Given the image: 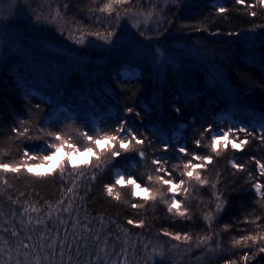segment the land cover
Returning <instances> with one entry per match:
<instances>
[{"label": "trees", "instance_id": "16d2710c", "mask_svg": "<svg viewBox=\"0 0 264 264\" xmlns=\"http://www.w3.org/2000/svg\"><path fill=\"white\" fill-rule=\"evenodd\" d=\"M214 1L134 0L124 6L144 15L151 11V20L145 22L144 15L122 13L117 20L113 14L109 21L89 11L102 6L105 0H0V16H4L0 17V150L6 153L0 159H19L25 149L44 145V140L15 137L11 129L21 119L30 122L34 130L31 135H39L40 128L69 137H75L77 130L104 135L113 133L125 109L133 107L140 116L133 114L132 119L137 126L143 124L140 132L150 138L151 146L145 144L144 159L138 155L135 159L118 158L113 165L118 162L121 171L134 173L141 188H156L159 185L148 181L149 175H156L152 158L161 155L157 137L152 135L156 129L169 138L179 132L172 144L186 143L190 153L214 156L209 147L210 134H204L199 147L194 140L201 139L204 128H214L218 114L227 112L239 127L259 125L264 117V6L247 7L256 0H245L244 5L219 0V6L228 9L221 14L216 11L219 6L211 5ZM49 4L64 14L63 31L58 25L35 19L41 8L47 15ZM252 11L255 16L249 14ZM98 16L102 22H97ZM137 22L138 27H133ZM78 25L90 31H112L114 35L109 42L88 36L84 44H76L71 37L79 35L75 31ZM176 44L184 45L193 56L168 61L155 75L153 56L167 54ZM131 62L138 63L139 75L122 76ZM208 66L222 74L223 85L216 79L212 82ZM175 107L180 109L179 115ZM108 146L105 138L97 141L94 151H76L90 154L80 166L95 161L96 153ZM67 147L68 143L52 150L55 154L62 152L60 161H69L74 153L66 152ZM167 156L166 167L173 178L187 179L181 176L182 165L191 155L178 158V153L170 149ZM234 158L245 165L244 171L231 167L229 160ZM256 160L264 163V143L258 140L243 151L229 148L214 156L213 163L201 171L209 183L201 186L192 181L187 198L183 193L176 197L187 209L184 217L168 213L167 205L160 200L145 202L133 196V188L125 184L116 186L119 199L115 194L109 197L104 186L114 183L113 165L101 171L86 168L87 176L77 180L78 187L69 194L67 189L73 187L75 177L67 172L61 176L57 165L38 178L31 168L46 163H30L27 172L19 176L8 173L0 180V237L7 241L0 264L26 263L21 258L15 262V251L22 256L23 243L19 239L25 238L30 228L42 229L45 237L38 244L44 248L47 239L58 232L55 223L64 213L62 209L72 201L69 212L79 218L83 238L92 236L107 252L100 260L97 246L86 242L83 249L82 240L77 246L81 255L75 253L70 264H114L112 260L119 254L134 261L141 256L144 244L177 251L183 256V264H224L225 260L244 264L240 259L243 253L256 249L233 247V239L264 234V199L252 189L255 182L264 184ZM174 164L179 165L176 170ZM67 168L70 172L72 164ZM93 172L95 180L91 179ZM217 181L213 189L211 184ZM214 192L222 197V212L216 211ZM61 199L63 205H57ZM165 199L170 200L171 194ZM133 203L144 207L134 209ZM33 207L38 210L32 211ZM206 215L212 216L211 221L204 219ZM129 219L143 221L144 226L129 225ZM162 229L187 233L192 239L189 243L177 242L163 236ZM13 231L19 234L12 237ZM200 237L210 239L197 247ZM248 264H264V253Z\"/></svg>", "mask_w": 264, "mask_h": 264}, {"label": "snow or ice", "instance_id": "6c2138e0", "mask_svg": "<svg viewBox=\"0 0 264 264\" xmlns=\"http://www.w3.org/2000/svg\"><path fill=\"white\" fill-rule=\"evenodd\" d=\"M134 0H105V2L99 8H92L89 11L93 13H99L104 18L111 20L113 14L117 20H120L121 14L124 16H138L144 15L142 11L137 12L134 11L131 7H124L125 5H131ZM236 4L244 5L245 0H235ZM257 5L264 6V0H256L254 4H248V8H255ZM67 8V4L65 5ZM218 13H225L228 11L226 7L223 5L216 8ZM252 16L256 15L255 11L249 13ZM152 16V12L149 11L147 15H144L145 22H147ZM35 19L40 21L41 19L47 21L49 24L58 25L60 30L63 31L64 28V14H62L59 8L52 9L49 4V11L47 15L44 14L43 8L39 14H36ZM97 22H102L100 17H97ZM133 27H138V22L133 24ZM75 31L79 32L78 36H72L74 43L76 44H84L86 37L93 36L97 39L103 40L105 42L111 41L114 33L112 31L101 32L90 31L85 28L84 25H78ZM142 36L143 32L140 33ZM39 108V105H37ZM177 115L180 113V109L175 107L173 109ZM133 114L136 117L140 116V113L136 111L133 107H127L125 109V116L121 118L115 128V131L111 134L105 133L104 135H100L99 131L95 132V134H91L89 131H80L77 130L75 137H69L67 135L62 134L61 132L56 131H45L43 128H40L39 135H31L30 132L34 131L29 127V121L25 119H21L17 126H14L11 131L15 133V137L20 140H29V141H40L44 140V145L36 148H28L25 149L20 155L19 159L10 160L8 162H4L0 159V180L4 178L5 174L12 173L16 176H19L21 173L27 172L30 167V163H47L51 156L55 155L54 149L59 147H64L66 143L69 144V147L65 148L66 152H76L80 150H88L94 151V145L97 143L99 139H107L109 142V146L100 150L96 153L95 161H91L89 165L80 166V165H72L71 171H68L67 165L70 161L64 160L58 162V170L63 176L66 172L69 176L75 177L72 180L73 187L67 189L69 194H74V188L78 187L77 180L81 178H85L87 176L86 168L92 167L96 171H101L104 167L108 165H113L114 161H118V158L124 159H135L138 155L140 159H144L146 157V149L145 144L147 143L151 146L150 138L143 133L140 132V127H143L141 123L137 126L136 121L132 119ZM160 132L159 129H156L152 132L153 136L157 137V142L160 144V153L159 156H153L152 164L155 165V176L149 175L148 181L152 184L159 185V187L151 188V187H143L141 188V183L137 182V178L134 173L121 171L117 164L113 165L115 175H114V183H106L104 186V190L109 197H112L114 194L117 199L120 198L119 192H116V186L121 184V181L124 182L125 185L132 187L134 189H140L143 192L148 193L143 197L145 202L148 201H157L160 200L164 204L167 205L168 213L175 212L176 215L180 217H184L186 215L187 209L182 208L181 200L177 199V195L183 193L186 194L185 198H187V194H190V189L192 187V181H195L196 184L204 186L209 183L207 177L201 175V171L207 169L209 164L213 163L214 156H220L222 152L229 150V148L233 151H243L244 148L249 145L253 140H258L261 143H264V117L261 118V122L259 124V132L256 131L255 127L249 128L248 126H240V127H229L224 131L215 130L212 125H209L207 128H204L203 132L200 134L201 139L194 140V143L197 147L201 145L202 139L205 133L211 135L210 142V150L214 154L213 155H197L195 153H190L187 148V144H177L173 145L172 140L177 139L179 135L175 132L169 138L166 135L158 134ZM243 134V136H241ZM51 138V139H48ZM170 149H173L178 153V158H182L185 156L191 155V159H187L183 162V170L181 172V176L186 177L187 179H179L176 180L173 178V173L168 170L166 167L168 163V156ZM47 152V154H43ZM130 153L133 154L131 156H125L124 154ZM6 155L2 150H0V157ZM231 167L237 171H244L245 165L241 163H237L235 158L229 160ZM257 168L261 176H264V163H261L259 160H256ZM179 165H173V170H176ZM36 177H40L41 174H33ZM219 177V173L217 174ZM249 178L251 179V174H249ZM92 180L96 179V173L93 172L91 176ZM142 182V181H141ZM7 183V181H5ZM217 182H213L211 187L213 189L217 188ZM166 189V191H165ZM252 189H254L255 194L264 199V184L260 182H255L252 184ZM141 191H133L132 195L135 197L141 196ZM168 194H171V199H165ZM216 203V211L222 212L224 210V204L222 202V197L218 192H214ZM17 201H13L16 203ZM73 202H70L67 207H64L62 210L64 212H69L73 207ZM64 201L61 199L57 201V205H63ZM51 207V205H49ZM132 207L142 208L143 204L133 203ZM32 211H37L35 207L31 209ZM51 213H49V216ZM205 220L211 221L212 216L206 215L204 217ZM259 219V217H257ZM37 223H41V221H37ZM63 223V221H61ZM129 225L136 223L137 227H143V221H134L129 219L127 221ZM227 227V226H225ZM162 235L165 237H171L172 240L177 242H185L189 243L191 241V237L185 233L181 235L180 233H171L166 229L161 230ZM19 233L16 231L11 232L12 237H16ZM99 239V237H96ZM31 239V237H28ZM210 237H200L197 240V247L201 244H206ZM60 247L63 249L65 246L69 249L72 248V244L68 243L65 245L64 241H60ZM79 243V241H77ZM7 244V241L0 237V253L3 252L4 246ZM49 247H53L49 245ZM178 247V245L176 246ZM233 247H242V248H255V251L244 252L241 256V260L244 264H248L249 261L255 259V257L261 253H264V234H256V235H245L241 236L239 239H233ZM24 249H28L29 245L27 243L23 244ZM55 254L54 252L52 253ZM157 255H163V252L156 253ZM77 255L79 256V248H77ZM61 256H63V251H61ZM123 264V262H121ZM224 264H237L235 260H225Z\"/></svg>", "mask_w": 264, "mask_h": 264}, {"label": "rangeland", "instance_id": "374dc122", "mask_svg": "<svg viewBox=\"0 0 264 264\" xmlns=\"http://www.w3.org/2000/svg\"><path fill=\"white\" fill-rule=\"evenodd\" d=\"M167 0H164L166 2ZM215 2V3H214ZM211 3V5H215L216 7L219 6L221 1H214ZM3 15V14H0ZM4 17V16H0ZM152 18V16H151ZM151 18L148 20L150 21ZM144 21V19H143ZM182 56H193L192 53L189 51L188 48H186L182 44H176L172 48H170V51L167 54H160V55H154L153 56V69L155 75L159 74V67H163L164 64L168 61H173L175 58L178 59ZM1 59V57H0ZM137 63V62H136ZM138 63L135 64L134 62H131L128 64V68L124 69L121 72V75L124 77H135L139 75V69H138ZM210 70V78L212 82L214 79H216L217 83L220 85H223L222 83V74L218 73L219 71L216 72V68L209 67ZM213 76V78H212ZM215 126L214 129L217 131H224L227 130L229 127L235 126L239 127L237 124V120L231 118L228 116L227 112L218 114L215 118ZM250 125L248 126L250 129L253 128V126L259 131V125H254V123H249ZM178 135V134H177ZM90 154L88 152H83V153H77L74 152L70 156V163L72 165H82L86 163L89 160ZM62 158V152H57L55 155H53L50 160L46 163L44 166L40 167H34L31 168L30 171H32L35 174H47L50 173L57 165L58 162ZM115 175V172H114ZM123 181H121L120 185H123ZM133 191H141L140 189H134ZM146 196V192L141 191V196L137 198H143ZM63 221V223H61ZM57 224L56 229L57 233L55 236L50 237V240L47 239V242L45 244L44 248H39L38 243H42L45 235L42 231V229L39 228H30L26 232V237H22L21 242L23 244L27 243L29 246L28 249H24L23 245L20 244L21 246V257H18L19 252L18 250L15 251L17 254V257L15 259V262L21 258L23 259L24 264H70V262H73V256H75V253H77V248H79V254L80 253V243H77V241H82V248H85L86 242L91 243L94 246H97V249L99 252L98 253V259L103 260L106 255V250L103 249V247L99 244L98 240H94L93 237L91 236L90 239L83 238V229H81V224L79 221V218L75 216L74 214L70 212H64L62 215L59 216V219H57ZM89 233V232H88ZM28 237H31V239H28ZM83 238V239H82ZM41 239V240H40ZM60 241H64L65 245L68 243L72 244V248L69 251V249L65 246L63 249L60 247ZM49 245H52L53 247H49ZM89 246V244H88ZM61 251H63V256H61ZM55 253L54 255L52 253ZM163 252V255H157L156 253ZM7 253V251H6ZM39 253V254H38ZM10 256V255H9ZM8 256V257H9ZM75 261V260H74ZM114 264H183V256L178 253L177 251L173 250H163L160 247H157L153 244H144V246H141V256L136 258L134 261L128 259L125 257L124 254H119L114 258L113 260Z\"/></svg>", "mask_w": 264, "mask_h": 264}]
</instances>
